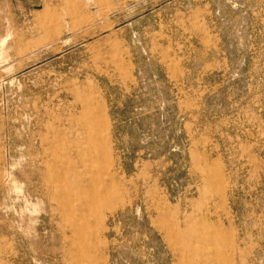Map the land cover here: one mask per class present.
I'll return each instance as SVG.
<instances>
[{
	"label": "rangeland",
	"instance_id": "374dc122",
	"mask_svg": "<svg viewBox=\"0 0 264 264\" xmlns=\"http://www.w3.org/2000/svg\"><path fill=\"white\" fill-rule=\"evenodd\" d=\"M0 264H264V0H0Z\"/></svg>",
	"mask_w": 264,
	"mask_h": 264
}]
</instances>
